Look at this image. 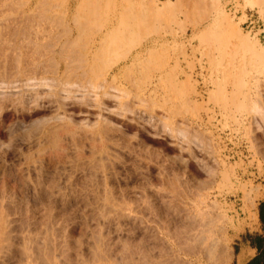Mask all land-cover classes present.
<instances>
[{
	"label": "rangeland",
	"instance_id": "obj_1",
	"mask_svg": "<svg viewBox=\"0 0 264 264\" xmlns=\"http://www.w3.org/2000/svg\"><path fill=\"white\" fill-rule=\"evenodd\" d=\"M262 198L264 0H0V264H236Z\"/></svg>",
	"mask_w": 264,
	"mask_h": 264
},
{
	"label": "crops",
	"instance_id": "obj_2",
	"mask_svg": "<svg viewBox=\"0 0 264 264\" xmlns=\"http://www.w3.org/2000/svg\"><path fill=\"white\" fill-rule=\"evenodd\" d=\"M262 202H264V198H262L257 206V223L254 230L248 229L242 234V244L239 248V251L237 253L238 260L236 264H246L249 262L252 258L257 256L262 249L264 248V243L262 244V247L260 248L257 243H252V240L250 239H244V235L251 234V235H261L264 238V221L261 218L260 215V209L262 206ZM264 205V204H263ZM264 208V206H263Z\"/></svg>",
	"mask_w": 264,
	"mask_h": 264
},
{
	"label": "bare ground",
	"instance_id": "obj_3",
	"mask_svg": "<svg viewBox=\"0 0 264 264\" xmlns=\"http://www.w3.org/2000/svg\"><path fill=\"white\" fill-rule=\"evenodd\" d=\"M145 243V242H144ZM150 243V242H149ZM147 244V243H146ZM145 244V246H148V245H146ZM144 245V244H143ZM218 246H220V245H218ZM144 247V246H143ZM216 251H217V244L215 243V244H213V243H208V246H202V247H200L199 248V252H200V254L202 253L203 255L202 256H204V257H209V258H211V257H214V255H215V253H216ZM138 252V254H139V252L140 251H137ZM132 254H133V252H132ZM135 255H137V253L135 254ZM131 256H133L134 257V254L133 255H131ZM228 256H229V254H228V246H227V244L225 243L224 245H223V247H222V251H221V253H220V255H219V261L218 262H220V263H223L224 261H226L227 260V258H228ZM130 257V256H129ZM199 257V256H198ZM216 257H218L217 255H216ZM214 259H216V258H214ZM213 261H215V260H213ZM216 262V261H215Z\"/></svg>",
	"mask_w": 264,
	"mask_h": 264
},
{
	"label": "trees",
	"instance_id": "obj_4",
	"mask_svg": "<svg viewBox=\"0 0 264 264\" xmlns=\"http://www.w3.org/2000/svg\"><path fill=\"white\" fill-rule=\"evenodd\" d=\"M264 202H262V206L260 209V215L262 220L264 221V208L263 205ZM250 239L252 240V243H257V245L261 248L262 244L264 243V238L261 235H251V234H246L244 235V239ZM246 264H264V248L262 249V251L255 256L254 258H252L249 262H247Z\"/></svg>",
	"mask_w": 264,
	"mask_h": 264
}]
</instances>
